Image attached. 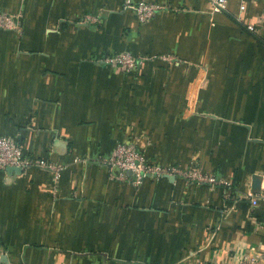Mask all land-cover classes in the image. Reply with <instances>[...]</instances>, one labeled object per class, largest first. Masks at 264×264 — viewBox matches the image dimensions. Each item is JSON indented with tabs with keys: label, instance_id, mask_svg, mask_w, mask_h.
<instances>
[{
	"label": "crops",
	"instance_id": "obj_1",
	"mask_svg": "<svg viewBox=\"0 0 264 264\" xmlns=\"http://www.w3.org/2000/svg\"><path fill=\"white\" fill-rule=\"evenodd\" d=\"M147 1L169 8L0 0L21 23L0 29V137L42 163L0 169V264H264V199L239 196L264 193V0ZM119 52L135 70L104 62ZM120 141L232 186L120 182Z\"/></svg>",
	"mask_w": 264,
	"mask_h": 264
},
{
	"label": "built area",
	"instance_id": "obj_2",
	"mask_svg": "<svg viewBox=\"0 0 264 264\" xmlns=\"http://www.w3.org/2000/svg\"><path fill=\"white\" fill-rule=\"evenodd\" d=\"M213 11H224L227 8V0H210ZM124 8L131 10L140 23H145L154 18L161 11L167 10L169 6L158 1L125 0ZM245 8L241 4L240 9ZM253 30L252 25H248ZM0 29L14 30L21 32V23L16 15L0 12ZM163 59L171 61L175 57L171 55L162 56ZM104 62L115 67H121L126 71L132 72L136 69L139 60L129 52H119L109 54L105 57ZM105 163L109 169L110 177L120 182H129L133 185H140L146 177L155 179L165 176H178L187 182H195L197 184H206L211 187L225 186L231 188L230 181L216 177L213 174L202 171L199 167H180L177 165H167L154 161H149L146 154L135 147L134 144L128 142H117L111 153L105 159ZM42 163L36 158L25 155L22 146L14 139L9 137H0V169L7 167H21L25 170L33 165H41ZM53 169L59 170V165ZM243 198H249L253 204H257L258 199H264V193L257 196L252 193L239 195ZM4 253L3 247L0 245V256ZM259 255L256 253L247 254L239 257L236 264H257ZM211 264H231L230 262H214Z\"/></svg>",
	"mask_w": 264,
	"mask_h": 264
},
{
	"label": "water",
	"instance_id": "obj_3",
	"mask_svg": "<svg viewBox=\"0 0 264 264\" xmlns=\"http://www.w3.org/2000/svg\"><path fill=\"white\" fill-rule=\"evenodd\" d=\"M6 171H8L9 173L22 172V168L21 167H7Z\"/></svg>",
	"mask_w": 264,
	"mask_h": 264
}]
</instances>
